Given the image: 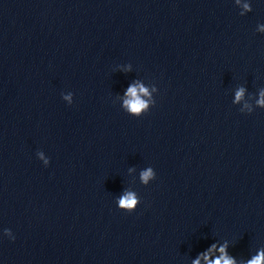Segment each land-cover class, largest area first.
Listing matches in <instances>:
<instances>
[{"label":"clouds","instance_id":"obj_1","mask_svg":"<svg viewBox=\"0 0 264 264\" xmlns=\"http://www.w3.org/2000/svg\"><path fill=\"white\" fill-rule=\"evenodd\" d=\"M239 3V0H236ZM245 11L251 12V3L244 4ZM240 15H243L241 13ZM157 91V89H153ZM244 88H240L235 93V102H239L244 97ZM149 90L142 84L130 85L127 88L126 96L124 100V106L134 117H141L150 110L149 103L147 100L142 99V96L150 97ZM67 99V97H66ZM156 101L152 102V107ZM257 105L261 109H264V91L260 92V98L257 100ZM247 107V105H245ZM252 113V109L249 108L248 114ZM47 163V162H46ZM156 178V172L152 167L147 168L141 172V181L144 185H148L150 180ZM141 201L138 199L135 193L127 192L118 199L117 206L120 210L131 213L134 212L140 205ZM6 234H10L9 229H5ZM14 240L15 237L12 236ZM229 242L227 240L222 243H213L205 251L200 252L195 259H192L191 264H201V259L205 261V264H238L237 258L233 257L228 252ZM214 252H218L219 255L213 256ZM240 264H264V247L259 248L254 255L250 258L242 260Z\"/></svg>","mask_w":264,"mask_h":264}]
</instances>
